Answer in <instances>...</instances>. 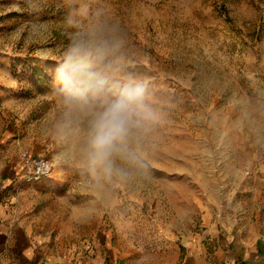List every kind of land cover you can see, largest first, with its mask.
I'll use <instances>...</instances> for the list:
<instances>
[{
    "label": "rangeland",
    "instance_id": "rangeland-1",
    "mask_svg": "<svg viewBox=\"0 0 264 264\" xmlns=\"http://www.w3.org/2000/svg\"><path fill=\"white\" fill-rule=\"evenodd\" d=\"M15 2L0 0V142L51 158V191L83 235L103 240L114 264H251L264 254V0H44L22 15ZM82 9L83 23L103 10L120 24L128 70L163 113L146 147L156 175L102 198L54 127L52 71L74 31L65 19ZM33 23L49 33L31 37Z\"/></svg>",
    "mask_w": 264,
    "mask_h": 264
},
{
    "label": "clouds",
    "instance_id": "clouds-1",
    "mask_svg": "<svg viewBox=\"0 0 264 264\" xmlns=\"http://www.w3.org/2000/svg\"><path fill=\"white\" fill-rule=\"evenodd\" d=\"M44 0H16L20 15L39 13ZM82 9L69 12L65 25L74 31L52 71L61 94L55 134L72 142L69 159L102 198L114 189L150 179L146 147L155 138L163 113L145 83L128 70L127 37L103 10L83 23ZM33 38L47 35L46 23L27 29ZM23 26L17 29L22 36Z\"/></svg>",
    "mask_w": 264,
    "mask_h": 264
},
{
    "label": "crops",
    "instance_id": "crops-1",
    "mask_svg": "<svg viewBox=\"0 0 264 264\" xmlns=\"http://www.w3.org/2000/svg\"><path fill=\"white\" fill-rule=\"evenodd\" d=\"M20 149L0 142V264H114L103 240L83 235L76 212L61 208L51 177L21 178ZM255 262L264 264L260 251Z\"/></svg>",
    "mask_w": 264,
    "mask_h": 264
},
{
    "label": "built area",
    "instance_id": "built-area-1",
    "mask_svg": "<svg viewBox=\"0 0 264 264\" xmlns=\"http://www.w3.org/2000/svg\"><path fill=\"white\" fill-rule=\"evenodd\" d=\"M20 160L22 164L21 178L26 181L49 175L54 166L50 157L33 153L28 148L20 151Z\"/></svg>",
    "mask_w": 264,
    "mask_h": 264
},
{
    "label": "trees",
    "instance_id": "trees-1",
    "mask_svg": "<svg viewBox=\"0 0 264 264\" xmlns=\"http://www.w3.org/2000/svg\"><path fill=\"white\" fill-rule=\"evenodd\" d=\"M244 264V263H243Z\"/></svg>",
    "mask_w": 264,
    "mask_h": 264
}]
</instances>
